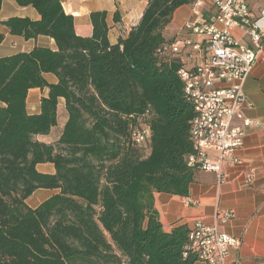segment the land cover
<instances>
[{
  "label": "trees",
  "instance_id": "16d2710c",
  "mask_svg": "<svg viewBox=\"0 0 264 264\" xmlns=\"http://www.w3.org/2000/svg\"><path fill=\"white\" fill-rule=\"evenodd\" d=\"M17 2L40 19L6 20L9 33L50 37L58 50L0 58V264H197L187 249L191 229L165 231L155 208L156 193L188 197L201 171L188 166L197 113L178 76L185 63L159 52L175 40V12L197 0H151L117 44L106 12L92 13L93 35L82 37L61 0ZM45 88L40 113L30 114V90ZM60 99L68 116L63 133L41 142L58 125ZM138 118L143 125L135 128ZM144 126L147 155L133 138ZM42 163L55 173H40ZM42 189L60 193L29 208Z\"/></svg>",
  "mask_w": 264,
  "mask_h": 264
},
{
  "label": "crops",
  "instance_id": "0c3cea01",
  "mask_svg": "<svg viewBox=\"0 0 264 264\" xmlns=\"http://www.w3.org/2000/svg\"><path fill=\"white\" fill-rule=\"evenodd\" d=\"M150 1L61 0L66 14L74 17L76 32L82 37L93 35L92 13L106 12L109 40L112 44H117L120 38H125L139 25ZM203 1L205 2L203 14L210 20L215 13L211 0ZM192 7L183 6L175 12L169 28L170 37L196 38L184 30L192 17ZM11 18H29L37 21L40 15L33 7L19 6L17 0H3L0 11V34L4 35V40L0 43V58L30 53L38 47L58 50L55 40L47 36L26 40L24 37L11 35L3 25V22ZM44 77L49 84L58 83L57 77L52 74H45ZM244 91L252 104V107L244 110V114L258 126H253L246 132L244 147L237 153L240 163H227L225 181L221 185L216 181V174L198 171L188 197L156 193L155 208L161 225L167 232L180 226L191 229L198 221L212 225L219 211L231 212L234 218L221 224L220 230L228 236L242 240V245L241 248L230 249L227 264H264V60L259 61L254 67ZM48 95V88L30 90L26 104L28 112L39 114L40 103ZM58 114V125L48 136L39 137V141L51 144L62 135L68 120L64 99L59 101ZM37 170L42 174L55 173L52 164L42 163L38 165ZM250 171H254L252 183L247 181ZM59 193L58 189L38 190L26 204L36 209Z\"/></svg>",
  "mask_w": 264,
  "mask_h": 264
},
{
  "label": "built area",
  "instance_id": "2783aa9c",
  "mask_svg": "<svg viewBox=\"0 0 264 264\" xmlns=\"http://www.w3.org/2000/svg\"><path fill=\"white\" fill-rule=\"evenodd\" d=\"M215 13L205 18V2L197 0L184 30L196 38L176 37L160 53L170 52L185 63L178 76L185 95L197 96L207 104L205 123H199L194 153L188 166L216 174L218 184L225 181L228 162L240 163L238 151L244 147L246 132L256 122L244 114L252 107L245 95V84L254 67L264 60V0H211ZM150 137L144 126L133 133L137 144ZM254 171L247 176L252 183ZM234 218L219 211L212 225L198 221L191 228L188 250L204 264H227L231 248H241L242 240L221 232L220 225Z\"/></svg>",
  "mask_w": 264,
  "mask_h": 264
},
{
  "label": "bare ground",
  "instance_id": "6f19581e",
  "mask_svg": "<svg viewBox=\"0 0 264 264\" xmlns=\"http://www.w3.org/2000/svg\"><path fill=\"white\" fill-rule=\"evenodd\" d=\"M197 96H190L189 100L194 104L196 109V117L192 121V141L194 144L195 149V143L196 139H198V124L199 123H205L206 121V113H207V104L206 103H198V100L196 98Z\"/></svg>",
  "mask_w": 264,
  "mask_h": 264
},
{
  "label": "rangeland",
  "instance_id": "374dc122",
  "mask_svg": "<svg viewBox=\"0 0 264 264\" xmlns=\"http://www.w3.org/2000/svg\"><path fill=\"white\" fill-rule=\"evenodd\" d=\"M190 7H191V5H190ZM176 37V36H175ZM135 123H136V127L135 128H137L139 125L140 126H142L143 124H142V118H138L136 121H135ZM138 148L140 149V152H141V154H143V155H147V153L149 152V148H148V143L146 142V143H144V144H141V145H138ZM29 207V206H28ZM30 208V207H29Z\"/></svg>",
  "mask_w": 264,
  "mask_h": 264
}]
</instances>
